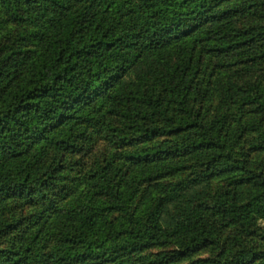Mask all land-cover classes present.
I'll return each mask as SVG.
<instances>
[{"label": "trees", "instance_id": "16d2710c", "mask_svg": "<svg viewBox=\"0 0 264 264\" xmlns=\"http://www.w3.org/2000/svg\"><path fill=\"white\" fill-rule=\"evenodd\" d=\"M20 12L39 28L42 51L17 80L11 68L26 61L21 51L10 47L0 57L3 163L18 162L37 144L59 142L62 130L89 120L117 88H132L134 96L156 72L173 83L170 93L178 114L159 106L154 88L143 91L142 99L156 111L128 110L137 121L130 117L133 137L166 134L176 141L149 150L152 156L162 154L146 162L153 182L144 195L155 196V202L149 204V196L142 209L131 208L129 200L118 205L91 197L62 208L53 218L62 236L49 260L169 264L170 256L211 248L219 252L202 264H264V247L252 241L253 235L264 234V176H253L240 142L245 134H255L252 153L264 154V77L256 75L264 65V0H0L1 15ZM190 38L227 58L221 66L229 69L228 78L215 87L218 102L211 116L195 111L194 89L172 61L182 60L179 47ZM108 131L121 136L124 128L109 126ZM190 158L218 164L217 172L226 174L229 183L214 189L204 172L164 182L189 168L196 172ZM32 179L25 168L3 167L0 197L25 191L35 184ZM250 184L251 194L245 188ZM121 193L115 195L121 199ZM114 211L117 219L109 215ZM227 231L233 236L223 245ZM163 245L181 250L160 252L146 261L133 257ZM25 256L19 251L11 264H29Z\"/></svg>", "mask_w": 264, "mask_h": 264}, {"label": "rangeland", "instance_id": "374dc122", "mask_svg": "<svg viewBox=\"0 0 264 264\" xmlns=\"http://www.w3.org/2000/svg\"><path fill=\"white\" fill-rule=\"evenodd\" d=\"M130 7L136 6L131 4ZM22 14V12L13 16L0 14V57L10 47L15 49L18 47L26 59L11 68L12 73H16L15 80L27 72L30 64L42 51L39 28H36L32 21L24 20ZM193 43V39L190 38L188 43H184L183 48L179 47L178 56L183 58L181 61L172 58V61L180 68L177 69L180 78L181 76L186 78L191 89H194L191 103L195 111H199L200 115L211 116L218 102L215 87L228 78L229 69L221 66L225 65L223 60L227 58L211 50L209 44ZM181 48L184 50L180 54ZM200 67L203 68L201 72ZM256 75L264 77V65L260 66ZM162 76L166 75L164 76L162 72L151 75L138 91L133 92L134 96L130 93L132 88L130 92L117 88L113 96L107 97V101L89 120L72 123L62 130L58 135L59 142L37 144L18 162L0 161V169L3 167L4 170L27 169L33 175L29 182H35L25 191L0 197V264H11L12 257L18 255L19 251L24 252L29 264H54L49 260V252L62 234L56 233L53 218L62 208L74 207L91 197L118 205L122 204L120 202L122 199L129 200L131 208L137 205L143 209L147 205L146 201L150 195L144 194L153 178L146 170V162L162 157V154L152 156L149 150L159 143L172 145L176 141L174 137L166 134L154 135L153 139L148 140L145 136L139 139L133 137L131 127L137 121L128 110L134 114L138 110L156 111L153 104H147L142 99L143 91L152 87L153 95L160 99L159 106L167 107L171 115H178L170 93L173 83ZM93 104L94 102L88 104V108H92ZM123 116H128V119L124 120ZM130 117H133L135 122L131 121ZM156 117L161 119L159 114ZM109 126L123 127L124 132L121 136H116L108 131ZM254 139L255 134H245L240 141L241 150L245 158L250 160L253 176L260 173L264 176V154L252 153ZM205 161L197 162L191 159L189 165L191 167L196 165V172H191L193 168H189L190 171L186 170L181 175L168 177L164 182H177L204 172L210 174L214 189L225 187L229 183L227 175L217 172L218 164H210L211 160ZM107 186L111 189L106 190ZM245 188H248L249 194L254 191L251 184ZM111 190L114 195L110 193ZM118 191L123 192L121 199L115 195ZM149 198L148 203L153 204L156 197ZM109 215L116 219L120 217L118 211L110 212ZM232 236L233 234L227 231L222 244L225 245ZM252 238L257 247H264L263 231ZM179 250L181 248L173 245L147 247L139 253H133V257L146 261L156 257L160 252L170 255ZM218 252V249L205 248L196 254L170 256L169 264H202ZM57 264L116 263L89 260L60 261Z\"/></svg>", "mask_w": 264, "mask_h": 264}]
</instances>
